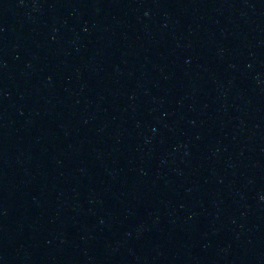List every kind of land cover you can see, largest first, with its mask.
Instances as JSON below:
<instances>
[{
    "label": "water",
    "instance_id": "95a60500",
    "mask_svg": "<svg viewBox=\"0 0 264 264\" xmlns=\"http://www.w3.org/2000/svg\"><path fill=\"white\" fill-rule=\"evenodd\" d=\"M0 264H264V0H0Z\"/></svg>",
    "mask_w": 264,
    "mask_h": 264
}]
</instances>
